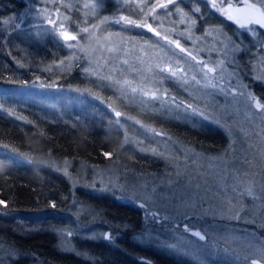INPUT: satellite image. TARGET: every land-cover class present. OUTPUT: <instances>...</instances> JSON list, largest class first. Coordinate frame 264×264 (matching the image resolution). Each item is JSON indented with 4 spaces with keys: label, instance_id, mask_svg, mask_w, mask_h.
Wrapping results in <instances>:
<instances>
[{
    "label": "rangeland",
    "instance_id": "374dc122",
    "mask_svg": "<svg viewBox=\"0 0 264 264\" xmlns=\"http://www.w3.org/2000/svg\"><path fill=\"white\" fill-rule=\"evenodd\" d=\"M20 1L2 13V33L29 44L59 40L62 57L41 68L74 69L88 84L38 79L1 92L0 108L22 99L56 110L100 104L126 143L162 161L159 171L139 175L114 164L20 156L60 173L73 189L139 208L124 232L102 215L104 206L73 200L69 224L55 230L58 248L92 259L75 236L102 241L131 264H264V101L253 91L264 85V25L223 14L242 2L264 11V0ZM202 9L221 24L197 27ZM167 120L188 140L159 127ZM125 233L128 249L118 244ZM17 256L0 244V264Z\"/></svg>",
    "mask_w": 264,
    "mask_h": 264
},
{
    "label": "trees",
    "instance_id": "16d2710c",
    "mask_svg": "<svg viewBox=\"0 0 264 264\" xmlns=\"http://www.w3.org/2000/svg\"><path fill=\"white\" fill-rule=\"evenodd\" d=\"M21 6L20 0H0V19L6 10ZM203 9L197 27L208 23L221 24L222 19L216 18L214 13H205ZM2 31L0 28V93L38 79L49 81L56 78L59 85L72 83L82 87L88 84L81 81L74 69L58 75L41 68L62 57L64 49L59 40L48 36L41 43L29 44L16 34L6 35ZM18 42L33 48L30 50L27 46L23 48L24 52L22 47L21 51L14 49ZM18 59L26 65L20 67ZM253 91L264 101V85H254ZM89 105L87 102L56 110L22 99L0 108V244L10 246L18 254L10 264H116L117 259L131 264L119 257V250L102 241H79L74 236L73 240L79 242V247L91 254L90 260L62 251L57 246L55 230L69 224L68 214L73 200L104 206L102 215L113 228L124 226V232L132 229L127 227L132 217H139L138 207L86 193L77 187L73 189L68 179L55 170L20 158L65 159L71 165L114 164L124 172L139 175L161 169L159 157L123 140V130L116 127L108 109L95 104V108L91 106L93 110ZM173 124V120L162 121L159 127L181 142L188 140L183 130L171 127ZM125 234V239L120 242H127ZM169 259L161 261L156 258L159 263L173 264ZM137 264L142 263L139 261Z\"/></svg>",
    "mask_w": 264,
    "mask_h": 264
},
{
    "label": "water",
    "instance_id": "95a60500",
    "mask_svg": "<svg viewBox=\"0 0 264 264\" xmlns=\"http://www.w3.org/2000/svg\"><path fill=\"white\" fill-rule=\"evenodd\" d=\"M223 14L238 22L255 18L259 23L264 25V11L256 6L248 3H231L227 5ZM197 233V232H195Z\"/></svg>",
    "mask_w": 264,
    "mask_h": 264
},
{
    "label": "snow or ice",
    "instance_id": "6c2138e0",
    "mask_svg": "<svg viewBox=\"0 0 264 264\" xmlns=\"http://www.w3.org/2000/svg\"><path fill=\"white\" fill-rule=\"evenodd\" d=\"M105 19H107V18H105ZM117 22H119V21H117ZM125 22H126V23H129V24L132 23L131 21H125ZM140 27H144V25H140ZM149 27H150V26H149ZM150 30H151V29H150ZM82 31H83V32H87V29H84V30H82ZM157 35H159V33H157ZM64 38H65L66 40H75V39H76L75 36H71V35H69V34H67V33L64 34ZM177 46H179V45H177ZM116 115L119 116L120 114L117 113ZM105 155H108V154L106 153ZM53 207H54V205H53ZM195 235L199 236L200 234H199V233H195ZM201 239H203V237H201Z\"/></svg>",
    "mask_w": 264,
    "mask_h": 264
},
{
    "label": "bare ground",
    "instance_id": "6f19581e",
    "mask_svg": "<svg viewBox=\"0 0 264 264\" xmlns=\"http://www.w3.org/2000/svg\"><path fill=\"white\" fill-rule=\"evenodd\" d=\"M118 244L124 246V247L127 248V249H128V247H129V246H128V242H122V243L118 242ZM65 252H67V251H65Z\"/></svg>",
    "mask_w": 264,
    "mask_h": 264
}]
</instances>
